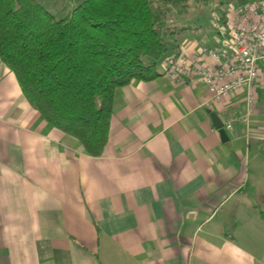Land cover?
Segmentation results:
<instances>
[{
  "label": "crops",
  "instance_id": "crops-1",
  "mask_svg": "<svg viewBox=\"0 0 264 264\" xmlns=\"http://www.w3.org/2000/svg\"><path fill=\"white\" fill-rule=\"evenodd\" d=\"M165 60L156 80L117 89L93 156L0 59V264H264V67L250 107L246 89L212 101Z\"/></svg>",
  "mask_w": 264,
  "mask_h": 264
},
{
  "label": "trees",
  "instance_id": "trees-1",
  "mask_svg": "<svg viewBox=\"0 0 264 264\" xmlns=\"http://www.w3.org/2000/svg\"><path fill=\"white\" fill-rule=\"evenodd\" d=\"M192 1L212 0H82L63 18L39 0H0V59L33 108L100 156L117 89L163 75L160 63L189 28L170 26V12Z\"/></svg>",
  "mask_w": 264,
  "mask_h": 264
},
{
  "label": "built area",
  "instance_id": "built-area-1",
  "mask_svg": "<svg viewBox=\"0 0 264 264\" xmlns=\"http://www.w3.org/2000/svg\"><path fill=\"white\" fill-rule=\"evenodd\" d=\"M232 9L231 16L213 17L217 36L213 44L199 46L192 57L186 53L169 55L163 72L173 77H197L208 88L212 101L246 89L251 107L264 67V1L236 2ZM226 128L232 130L233 124L228 122Z\"/></svg>",
  "mask_w": 264,
  "mask_h": 264
},
{
  "label": "rangeland",
  "instance_id": "rangeland-1",
  "mask_svg": "<svg viewBox=\"0 0 264 264\" xmlns=\"http://www.w3.org/2000/svg\"><path fill=\"white\" fill-rule=\"evenodd\" d=\"M48 10L58 18L65 17L68 12L82 0H39ZM236 0H212L208 4H200L192 1L187 11L182 14L170 12L168 24L170 26H189L188 30L180 35L179 41L184 44L193 43L191 38L208 40L215 33L213 17L224 15L232 11ZM187 41V42H186ZM181 48V47H180ZM183 48V47H182Z\"/></svg>",
  "mask_w": 264,
  "mask_h": 264
},
{
  "label": "water",
  "instance_id": "water-1",
  "mask_svg": "<svg viewBox=\"0 0 264 264\" xmlns=\"http://www.w3.org/2000/svg\"><path fill=\"white\" fill-rule=\"evenodd\" d=\"M213 123L215 127L220 131L221 138L224 142L229 140L228 133L226 129L224 128V122L221 120V118L215 113L209 110Z\"/></svg>",
  "mask_w": 264,
  "mask_h": 264
}]
</instances>
